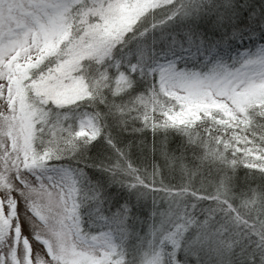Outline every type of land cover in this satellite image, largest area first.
<instances>
[{"label":"snow or ice","instance_id":"obj_1","mask_svg":"<svg viewBox=\"0 0 264 264\" xmlns=\"http://www.w3.org/2000/svg\"><path fill=\"white\" fill-rule=\"evenodd\" d=\"M0 264H264V0H0Z\"/></svg>","mask_w":264,"mask_h":264},{"label":"trees","instance_id":"obj_2","mask_svg":"<svg viewBox=\"0 0 264 264\" xmlns=\"http://www.w3.org/2000/svg\"><path fill=\"white\" fill-rule=\"evenodd\" d=\"M138 126V125H137ZM113 136L116 138V142L119 147L125 148L127 147V151L129 153V158L132 164L135 167L140 169H147L149 173L152 171V165H155L158 169L157 180L161 178L164 180L165 184H171L173 186H179L183 184L191 183V186L196 189H200L203 185V188L209 192L214 191L215 184L217 182V174L213 170L209 173L207 169L202 168L200 173H197L189 182L188 175L186 172H182L181 163H183L188 168L193 166V162L190 159L191 153H187L183 161H168L165 162V159L160 154V144L161 138L159 135L153 139L152 133L150 131L145 133H133L130 130L124 133H120L119 135L114 132ZM169 150L171 154L179 156L180 153L176 152V146L180 143V141L175 137H169L168 140ZM153 144H155V150H153ZM105 154L112 155L110 150H107V147L104 146ZM91 156H95V152L90 153ZM255 171V170H254ZM246 172V169L239 168L237 169V176L240 178V182H243V176ZM249 184L251 187L256 188L259 184L258 177L255 180L250 179ZM159 210L163 211L166 208V205L158 202ZM151 211V200L146 202V206L143 209L145 214L150 213ZM142 219L144 216L141 217ZM147 229H143L141 231V235Z\"/></svg>","mask_w":264,"mask_h":264},{"label":"rangeland","instance_id":"obj_3","mask_svg":"<svg viewBox=\"0 0 264 264\" xmlns=\"http://www.w3.org/2000/svg\"><path fill=\"white\" fill-rule=\"evenodd\" d=\"M18 212L21 214L22 217V234L24 236H27L30 244L32 245L33 249V259H35V256L37 253H39L41 256L45 258V260H49L50 257L46 255V250L42 244H40L38 241L35 240L34 235L29 227V225L23 221V213H24V207L23 204H18ZM6 211V209H5Z\"/></svg>","mask_w":264,"mask_h":264}]
</instances>
